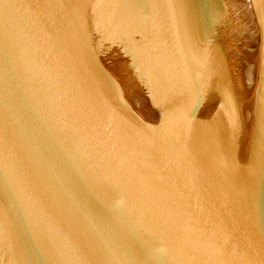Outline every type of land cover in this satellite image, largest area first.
Masks as SVG:
<instances>
[{"label":"water","instance_id":"1","mask_svg":"<svg viewBox=\"0 0 264 264\" xmlns=\"http://www.w3.org/2000/svg\"><path fill=\"white\" fill-rule=\"evenodd\" d=\"M0 264H264V0H0Z\"/></svg>","mask_w":264,"mask_h":264}]
</instances>
